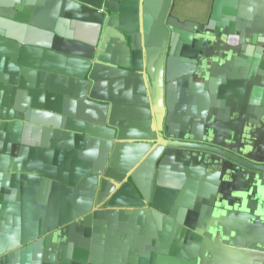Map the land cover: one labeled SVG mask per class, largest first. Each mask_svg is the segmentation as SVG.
Here are the masks:
<instances>
[{
	"label": "crops",
	"instance_id": "crops-1",
	"mask_svg": "<svg viewBox=\"0 0 264 264\" xmlns=\"http://www.w3.org/2000/svg\"><path fill=\"white\" fill-rule=\"evenodd\" d=\"M228 154L264 164V0H0V264H264Z\"/></svg>",
	"mask_w": 264,
	"mask_h": 264
},
{
	"label": "water",
	"instance_id": "water-1",
	"mask_svg": "<svg viewBox=\"0 0 264 264\" xmlns=\"http://www.w3.org/2000/svg\"><path fill=\"white\" fill-rule=\"evenodd\" d=\"M78 8L79 9L77 11L69 13L68 16L78 21H81V22H86V23L97 25L98 27L96 38L93 40V42H89L92 48V55H93L96 52V50L99 51L105 48V45L108 41V37L110 33L120 32L119 31V28L121 27L120 22H119L120 17L116 12L110 11V13L107 14L105 9H109V7L106 6L105 8H103L101 3L97 5L81 3L80 6H78ZM155 93H157V96H156L157 107L155 109V112L152 113L153 115L150 119L151 121H153V124H155V114L156 113H162V114L165 113V105L163 104V98H162V89L157 88L155 90ZM108 123L110 124V122ZM157 141H158V144H161V142H163L165 145V140L163 138H158ZM227 158H229L231 161L247 169H252L256 171H264V164L255 163L239 155L228 154ZM156 175H157V170L154 173L155 182H156ZM103 184H104V181H102V184H101L102 188H103Z\"/></svg>",
	"mask_w": 264,
	"mask_h": 264
}]
</instances>
